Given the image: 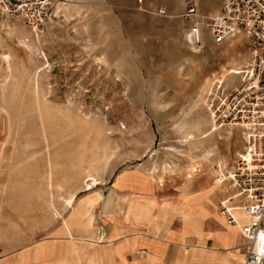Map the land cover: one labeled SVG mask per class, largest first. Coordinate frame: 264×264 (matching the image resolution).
I'll list each match as a JSON object with an SVG mask.
<instances>
[{
  "label": "rangeland",
  "instance_id": "1",
  "mask_svg": "<svg viewBox=\"0 0 264 264\" xmlns=\"http://www.w3.org/2000/svg\"><path fill=\"white\" fill-rule=\"evenodd\" d=\"M48 2L34 23L0 11L4 244L14 230L30 232L31 244L47 239L66 215L56 198L77 188L96 202L84 243L98 244L107 207L140 225L152 215L149 241L139 232L122 242H149L156 254L147 259L159 262L161 247L166 264H241L237 232H204L219 229L212 214L226 222L220 204L234 190L216 178L245 148L240 128L213 129L206 104L218 84L239 87L249 40L216 46L202 31L192 45L187 26L158 16L155 0Z\"/></svg>",
  "mask_w": 264,
  "mask_h": 264
},
{
  "label": "built area",
  "instance_id": "2",
  "mask_svg": "<svg viewBox=\"0 0 264 264\" xmlns=\"http://www.w3.org/2000/svg\"><path fill=\"white\" fill-rule=\"evenodd\" d=\"M48 5V0H0V11L34 23ZM156 14L162 16L166 11L160 8ZM179 18L188 22L194 45L201 42L202 31L216 46L240 35L249 40L248 62L235 74L241 76L239 87L224 91L218 84L206 107L215 130L241 129L244 151L230 173L216 178L218 184L229 182L234 190V195L220 204L219 213L228 226L237 225L238 211L245 220L239 225L244 240L241 264H264V0H221L215 15L200 14L188 1ZM234 199L239 205L233 204ZM106 238V230L100 227L96 242L101 244Z\"/></svg>",
  "mask_w": 264,
  "mask_h": 264
},
{
  "label": "crops",
  "instance_id": "3",
  "mask_svg": "<svg viewBox=\"0 0 264 264\" xmlns=\"http://www.w3.org/2000/svg\"><path fill=\"white\" fill-rule=\"evenodd\" d=\"M192 1L197 8V11L203 15H215L220 11L221 0H155L150 4H157L158 9H165L167 14H172L173 18H179L185 11L186 3ZM152 6V5H151ZM181 19V18H179ZM182 20V19H181ZM189 26L188 22L182 20L181 27ZM186 27V30L188 31ZM194 45V44H192ZM72 197L70 204L67 203L68 197ZM91 197H78V189L71 190L63 197L56 198L55 203L58 206H63L66 211L65 218L60 224H55L46 232H53L47 239L39 243L31 244L26 242V237L30 236V232H23L17 234L14 230L12 232V239L10 238L6 244L2 241V236L5 232H0V264H166L165 251L160 247L157 255L159 262L147 259L148 256H154L156 253L154 248L144 240L137 239L132 245L122 243L124 238L134 233L142 232L148 234L146 237L154 235L153 221L150 216L151 223L146 225L135 224L133 219H126L124 214L116 212V209H105L109 215L105 216L104 221H101V226L107 229L106 243L90 244L80 241L78 238L84 235L85 232H94L93 220L89 226L85 225L88 216L94 214V206ZM142 204H147L139 200ZM47 203V202H46ZM127 205V204H126ZM126 209V208H125ZM88 213L84 215V211ZM125 213V211H124ZM211 214V212H210ZM84 216V218H80ZM210 216V215H209ZM208 217V216H207ZM206 217V218H207ZM214 226L219 229L206 230L204 232H237L240 235L239 227H227L224 218V224L213 216ZM237 217L238 214H237ZM95 218V217H94ZM206 218L203 220L204 224ZM240 218V217H239ZM241 222L245 220L243 218ZM96 220V218L94 219ZM99 221V220H98ZM97 222V221H96ZM104 225H103V223ZM226 224V225H225ZM181 226V225H180ZM180 226L171 232H181ZM99 227V228H100ZM150 232H153L150 234ZM10 235V232H8ZM22 236L23 240L16 241L15 237ZM242 238V237H241ZM243 240V239H242ZM152 241V240H150ZM110 242V243H107ZM244 246V240H243ZM144 251V253H138Z\"/></svg>",
  "mask_w": 264,
  "mask_h": 264
},
{
  "label": "bare ground",
  "instance_id": "4",
  "mask_svg": "<svg viewBox=\"0 0 264 264\" xmlns=\"http://www.w3.org/2000/svg\"><path fill=\"white\" fill-rule=\"evenodd\" d=\"M214 129V128H213ZM215 130V129H214ZM238 210V209H237ZM240 218H242L243 216H241V215H238ZM239 225H240V221H238V223H237V225H236V227H239ZM222 236H226V235H222ZM229 238H227V237H225V241L226 240H228ZM239 261V258H236V259H230V262H234V263H237Z\"/></svg>",
  "mask_w": 264,
  "mask_h": 264
}]
</instances>
